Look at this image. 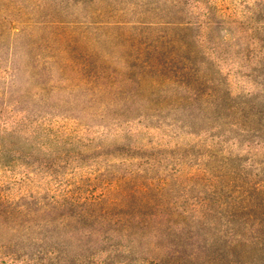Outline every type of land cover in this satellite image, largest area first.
Returning <instances> with one entry per match:
<instances>
[{
    "label": "rangeland",
    "instance_id": "1",
    "mask_svg": "<svg viewBox=\"0 0 264 264\" xmlns=\"http://www.w3.org/2000/svg\"><path fill=\"white\" fill-rule=\"evenodd\" d=\"M0 264H264V0H0Z\"/></svg>",
    "mask_w": 264,
    "mask_h": 264
}]
</instances>
